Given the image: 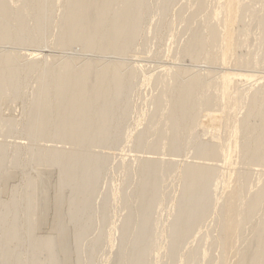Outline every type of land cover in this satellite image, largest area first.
Listing matches in <instances>:
<instances>
[{"label":"rangeland","instance_id":"obj_1","mask_svg":"<svg viewBox=\"0 0 264 264\" xmlns=\"http://www.w3.org/2000/svg\"><path fill=\"white\" fill-rule=\"evenodd\" d=\"M26 1L11 0L10 5L16 9L15 13H19ZM143 1L138 11L139 21L133 36L130 37L129 54L85 51L80 42H75L68 48L59 46L58 40L64 37L61 35V29L64 25L66 0H47L45 3L33 5L35 10L47 8V13L41 18L43 24H47V29L40 36L32 38L28 45L21 44L19 40L7 44L0 42V55L5 52L13 55L14 61L21 65L23 75L18 88L20 94L8 92L0 98V189L3 185L0 198L8 213L13 211L16 223L21 229L19 241L22 243L20 252L23 264H43V256L29 260H26L25 256L30 253L32 243L39 239L40 234H55V230L51 225L54 215L51 205L50 212H46L48 219L40 210L32 214L26 212L25 204L31 200L30 197L24 205L13 207L24 192L29 191L24 182L30 169L27 159L31 152L29 141L22 137V129L34 112L31 104L34 99L32 92L37 83L45 80V72L62 67L67 59L71 60V67L88 66L93 75L109 64L108 66L114 67L124 78L127 76L126 98L115 110V114H119L122 106L126 111L118 124L122 135L116 142L95 149L98 151L95 159L99 163L105 161V164L98 177L99 183L95 187L92 201L88 204L91 206V216L95 223L85 230L80 238L78 264H118L121 248L120 227L123 222L133 219L143 205L138 203L136 196L143 186L140 171L144 162L150 160H153V167L148 171V175L157 178L149 182V185H155L156 195L149 203L150 209H147V216H150L151 220L146 239L149 241L153 238L155 229H159L161 234H158V237L167 246L157 264H247L248 260L250 261L249 256L255 250L257 236L261 235L263 228L264 202L255 208L249 203L239 206L237 200L232 207L233 211H239L243 215L252 212V216L239 223L236 213L233 228L227 230L223 221L229 205L224 201V196L229 188L233 189L237 197L249 199L257 193L264 196V155L259 154L253 161H249L250 147L245 146L251 130L259 132L263 126L258 115L264 113V101L258 115H250L242 124L239 119L246 113V107L236 111L238 122L234 128L235 142L231 145L230 157L225 160L218 154L199 158L196 151L203 146L214 148L218 136L227 134L224 120L225 117H230V114L226 101L219 103L221 113L209 110L203 112L205 116L202 120L210 125L214 124L213 122L219 124L218 130L209 131L206 136H203L201 131L204 126L196 123L195 117L200 115L195 114L198 112L196 110L199 103L215 98L213 90L205 89L206 85L218 78L221 82L228 74L232 76L230 88L233 94L249 89L245 91L247 103L260 96L264 86V31L259 27V22L264 16V0H241L240 6V0H221L217 16L214 17L216 0H166L168 3L162 12L159 5L161 0ZM228 9L232 10L231 18L226 16ZM26 22L31 26V17ZM91 24L92 22L90 27ZM204 26L209 29L217 28V34H209L204 30ZM188 28L189 33L182 37V31ZM152 29L156 31L155 34V31L151 32ZM228 31L234 36L233 44L226 39ZM194 38L198 39L196 43ZM184 40V46L179 47V42ZM211 41H214L213 45H218L217 49L209 46ZM215 56L217 58L213 59ZM160 76L171 78V81L165 85L161 80H152ZM189 81H194L196 87L183 104L192 108V119H186L177 140L170 141L172 134L166 131L168 124L159 111L163 94L166 93L169 98L177 96L178 84ZM54 83L55 80L47 82L48 88H52ZM153 99L156 103H152ZM177 107L175 105L172 108ZM116 117L115 115L110 121L114 122ZM139 117L146 120L137 125ZM151 126L156 131L145 140L142 137ZM135 133L140 135L135 137ZM164 143L166 150H161L160 147ZM170 143L176 145V150L170 149ZM188 144L192 147L189 153L186 152ZM61 146L69 145H63L60 140L45 139L40 142L39 152L50 147L58 149ZM121 152L125 154L124 158L120 157ZM191 164L212 166L207 181L218 178L219 182L216 190L208 189L211 201L201 210L194 224L187 230L171 234L168 225L184 206V201H181V192L185 185L184 168ZM221 167L223 175L221 172L222 176H219ZM47 168V165L43 166L42 171L46 172ZM51 173L53 174L48 177L49 185L52 184L48 190L50 196L55 193L57 170L52 168ZM4 181L6 182L3 184ZM119 181V192L113 193ZM160 196H164L163 211L155 223L153 211L150 214V210ZM45 199L46 193L44 201ZM106 200L108 202H105ZM170 209L171 215L167 217L166 213ZM44 217L48 221H44L42 225ZM31 220L33 224H30ZM140 220L141 218H138L136 225L129 229V240L137 236ZM66 221L67 219L65 223L68 225ZM10 223L11 221L6 220L1 225L0 237L7 231ZM112 224L115 227L111 231ZM110 232L111 244L105 241ZM69 236L72 237L71 232L67 237L70 241L65 242L66 245L71 244L68 253L61 256L63 246L62 252L56 249L58 245L54 247L55 255L60 258L59 260L56 256V261L61 262L60 264H74L76 254H79V251L77 253L72 248L73 239ZM170 247L173 249L169 251ZM141 249L146 258L145 264H148L154 255L147 251L146 246ZM260 264H264V259Z\"/></svg>","mask_w":264,"mask_h":264},{"label":"bare ground","instance_id":"obj_2","mask_svg":"<svg viewBox=\"0 0 264 264\" xmlns=\"http://www.w3.org/2000/svg\"><path fill=\"white\" fill-rule=\"evenodd\" d=\"M45 1L47 0H27L26 4L20 8L21 11L15 13L16 9L10 5L11 0H0V42L7 44L13 40H19L21 44L28 45L32 38L45 33L47 24H43L41 18L48 10L45 7L35 10L33 6L34 4L45 3ZM143 2V0H66L64 25L61 29V35L64 37L58 40V45L68 48L71 44L80 42L85 51H108L111 53L129 54L131 50L129 48L130 37L135 32V26L140 18L138 11ZM220 2L221 0L215 1L216 6L213 17L217 16L219 5H221ZM167 3L166 0L159 2L161 12ZM240 4L241 0L239 1V6ZM249 15H251V10H249ZM226 16L231 18L232 10L228 9ZM29 17L32 20L31 26L26 22ZM91 22L92 27H90ZM33 27L35 29H32ZM259 27L264 31V16L259 22ZM204 30H207L211 35L213 33L217 34V28L209 29L208 26H204ZM154 31L153 29L151 30L152 33ZM187 33H189V28L182 31V37H186ZM226 39L230 44H233L234 36L230 31H228ZM197 41L198 39L194 38V43ZM213 42H209V46L212 45L211 48L216 47L217 49L218 45L216 43L213 45ZM190 43L191 41L188 44ZM184 44L185 40L179 42V47H183ZM216 58L217 56L213 57V59ZM63 64L60 68L45 72V80L37 83L32 92L34 99L31 104L34 112H32L33 115L28 118L22 129V137L27 142L29 141V150L31 152L30 157L27 159V166L30 169L24 182L29 191L26 190L22 198L13 204V207L24 205L26 199L30 197L31 200H29L28 204H25L26 212L32 214L40 210L45 213L46 218L48 217L47 210L49 211V208L53 207L54 215L52 216L53 219L51 218L53 223L50 221L53 227L51 228L55 230V234H40L39 239L32 243L30 253L25 256L26 260L43 256L45 257L43 264L61 263H58V260V262L56 261L57 255H55V252L56 249L61 251L63 248V253H61L62 251L60 252L61 256L68 253L67 250H69L71 244H67V246L65 242L67 240L70 241L67 239L70 232L72 237L69 236V238L73 239L72 248L77 253L79 251L77 255L76 251L72 249L76 254V262L74 264H78L80 238L83 232L94 226L95 223L91 216V206L88 204L92 201L95 187L99 183L98 177L102 173V166L105 164V161L97 162L95 156L98 151H95V149H101L102 146L117 141L122 135V130L118 124L121 123V118L126 114L122 106L119 114H115V110L126 98L127 76L124 78L114 67L108 66L109 64L104 65L94 75L88 66L82 68L71 67L70 59H67ZM132 68L136 70L135 67ZM64 71L67 72L63 73ZM22 77L21 65L14 61L13 55L8 52L0 55V98L8 92L20 94L18 88ZM231 77L228 74L222 78L221 82L218 78L207 84L205 89L213 90L215 98L205 99L197 106L198 109L196 111L198 112L195 115L199 113L200 117H195V119L196 123L204 126L201 129L203 136H206L207 132L215 131L219 128V124L216 122L210 125L207 121L202 120V117L205 116L203 112L209 110L210 112L221 113L219 103L225 100L227 111L230 114V117H225L224 120V128L227 129V134L218 136V142L214 148L205 146L199 148L196 151L199 154V158L213 156L214 154L222 156L224 160L229 158L231 145L235 142L234 128L238 122L235 117L236 111L246 107V113L239 119V123L242 124L248 120L250 115H258L259 109L263 104L264 86L260 91V96L251 99L247 103L245 91L249 89L233 94L230 88ZM53 80H55L54 85L52 88H48L47 82ZM152 80H161L163 84L168 85L171 78L160 76ZM194 87H196L194 81L180 83L178 84L179 92L177 96L169 98L166 93L163 94L159 111L160 115L163 114V119L168 124L166 131L172 134L170 141H176L182 126L186 124V119H192V108L184 105L183 102L189 97ZM152 103H156V100L153 99ZM175 105L178 107L172 108ZM115 115L117 117L114 122H111L110 119H113ZM258 116H260L263 123L261 130L256 132L252 129L246 138L245 146L250 147L249 161H253L259 154L264 155V113ZM144 120L146 118L139 117L137 125H140ZM155 131L151 126L146 129V134L142 138L147 140L148 135H153ZM137 135L139 136L140 133H135V137H138ZM45 139L60 140L63 145L69 146H61L58 149L50 147L42 151L43 153L39 152L40 142ZM160 149L166 150V144L164 143ZM170 149L172 151L173 149L176 150V145L170 143ZM191 151L192 147L188 144L186 152L189 153ZM122 153L120 157L124 158L125 154ZM46 165L48 166L47 171L43 172L42 167ZM152 167L153 160L146 161L140 171L143 186L139 189L136 198L138 203L143 205L133 219L121 224L119 241L121 248L119 249L118 264H145L146 258L141 249L145 246L147 251L154 255V258L148 261V264H157L161 254L167 249L165 243L158 237V234H161L159 229H155L153 238L149 241L146 239V231L151 220V217L147 216V209H150L151 204L149 205V203L156 195L155 185H149V182L157 178L156 176L150 177L148 175V171ZM52 168L57 170V183L55 182L56 186L54 185L56 188L54 189L55 193L52 191L54 195L51 193L52 196H50L48 190L52 184L50 183L49 185L50 179L48 177L53 174L51 173ZM211 171L212 166L202 164H191L184 168L185 185L181 192V201H184V206L180 209L176 218L169 223V233L177 234L180 230L189 229L196 221L201 210L209 204L211 197L208 189L216 190L219 182L218 178L214 181H207ZM219 172V176L221 172L223 175L222 167ZM120 184L121 182L119 181L113 193L119 192ZM2 187L0 191L3 190ZM45 193L46 199L44 201ZM237 200L239 206L249 203L256 208L264 202V196L261 193H257L249 199L242 196L237 197L233 189L229 188L224 196V201L229 205L223 221L224 228L227 230L233 228L234 215L236 213L239 223H243L252 216V212L243 215L239 211H233L232 207ZM163 201L164 196H160L150 210V214L153 211L155 223L162 214ZM105 202L108 201L106 200ZM166 214L167 217L170 216L171 209ZM14 217L13 211L8 213L0 198V227L4 221H11L7 231L0 237V264H23L20 252L22 251V243L19 241L21 229ZM65 218L67 219V224L70 225L69 227L65 223ZM138 218H141V220L136 231L137 236L129 240L128 232H131L129 229L136 225ZM47 219L44 217L42 225H44V221H48ZM33 223V220H31L30 224ZM114 227L112 224L111 231ZM108 235L105 241L111 244L112 233L110 232ZM56 245H58L59 249L56 248L54 250ZM61 246L63 247L61 248ZM172 249L173 247H170L169 251ZM60 253L58 252V254ZM57 257L60 260L59 256ZM249 257L250 261L248 260L247 264H260L262 259H264V222L261 235L257 236L255 250Z\"/></svg>","mask_w":264,"mask_h":264}]
</instances>
